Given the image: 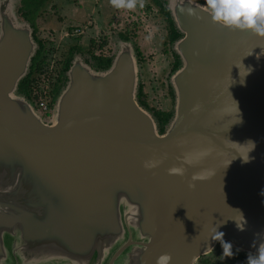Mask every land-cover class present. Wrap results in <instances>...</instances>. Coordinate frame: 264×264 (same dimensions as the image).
<instances>
[{
	"label": "water",
	"instance_id": "obj_1",
	"mask_svg": "<svg viewBox=\"0 0 264 264\" xmlns=\"http://www.w3.org/2000/svg\"><path fill=\"white\" fill-rule=\"evenodd\" d=\"M15 5L0 0V264L11 255L16 264H103L117 246L108 264H156L163 253L170 264H198L219 232L239 253L256 254L264 37L217 26L198 0H166L182 36L164 132L137 101V58L121 39L106 70L73 57L45 122L17 93L37 44ZM173 166L183 176L170 175ZM194 174L205 179L190 188Z\"/></svg>",
	"mask_w": 264,
	"mask_h": 264
},
{
	"label": "rangeland",
	"instance_id": "obj_2",
	"mask_svg": "<svg viewBox=\"0 0 264 264\" xmlns=\"http://www.w3.org/2000/svg\"><path fill=\"white\" fill-rule=\"evenodd\" d=\"M205 4V0H198ZM133 10L117 9L110 0H47L35 20L36 36L44 45L43 64L36 74L33 92L43 98L56 79L69 47L80 46L83 60L89 53L113 56L120 40L118 34L131 37L140 52L138 86L151 110L173 111L174 99L169 87L173 56L168 42L167 22L152 0H144ZM206 5V4H205ZM15 11L20 6L16 0ZM173 48V47H172ZM150 112L149 110H147ZM151 113V112H150ZM8 246V244H6ZM233 255L223 253L222 244L208 254V264H247L232 248Z\"/></svg>",
	"mask_w": 264,
	"mask_h": 264
},
{
	"label": "trees",
	"instance_id": "obj_3",
	"mask_svg": "<svg viewBox=\"0 0 264 264\" xmlns=\"http://www.w3.org/2000/svg\"><path fill=\"white\" fill-rule=\"evenodd\" d=\"M47 0H19L20 6L17 8L16 12L19 17V19L24 20L28 22L33 30L32 36L34 41L37 44V49L32 57L29 69L27 74L19 81L17 86V93L24 96L27 100H30L31 94L33 93V90L36 86V74H38L41 71V66L43 64V51H44V45L42 40H40L36 36V28H35V20L37 16L41 12V8L44 5V3ZM152 2L158 7L159 12L162 14L164 19L167 22L168 27V42L171 44L172 49V56H173V64L171 71L174 72L177 70L181 65V60L179 56L176 54V52L173 50V44L176 40H178L182 34L177 29L172 16L170 14V11L166 5V0H152ZM119 38L123 41H130L131 37L120 33L118 34ZM134 47V46H133ZM135 55L137 60H139L140 52L136 47H134ZM89 53L90 61L84 60L86 63H88L94 70L102 71L106 70L112 61L113 56H105V55H97L92 53L90 50L87 51ZM81 55L83 54V48L80 46H71L68 49L67 56L63 60V63L56 75L55 81L52 83L51 87L46 92L47 95L51 96L52 103L55 102L57 96L59 95L60 91L64 88L67 82V71L71 65V62L73 60V57L75 55ZM171 95L174 99V91L172 89L171 84H169ZM137 101L140 106L145 108L146 110H149L157 124V129L159 133H163L166 126L170 122L173 111H160V110H150L144 101L143 98V91L142 86H138L137 95H136Z\"/></svg>",
	"mask_w": 264,
	"mask_h": 264
},
{
	"label": "clouds",
	"instance_id": "obj_4",
	"mask_svg": "<svg viewBox=\"0 0 264 264\" xmlns=\"http://www.w3.org/2000/svg\"><path fill=\"white\" fill-rule=\"evenodd\" d=\"M113 7L117 9L133 10L139 5L140 8L145 6L144 0H110ZM208 14L211 21L217 26L226 27L229 30L236 31H250L251 33L264 37V0H205ZM188 14H195V8L189 7ZM194 111L196 106H194ZM160 161H146L145 168L151 169ZM170 175L183 176L184 170L182 168L173 166L168 169ZM205 179V177L194 174L189 183L190 188L195 187V181ZM237 227L243 230V224L237 223ZM220 240L223 247V253L227 257L233 255L232 245L223 240V233ZM171 254L163 253L156 261V264H170ZM247 264H264V244H261L256 254L247 257Z\"/></svg>",
	"mask_w": 264,
	"mask_h": 264
},
{
	"label": "built area",
	"instance_id": "obj_5",
	"mask_svg": "<svg viewBox=\"0 0 264 264\" xmlns=\"http://www.w3.org/2000/svg\"><path fill=\"white\" fill-rule=\"evenodd\" d=\"M28 102L32 105L34 110L42 118L43 121L45 122L50 121L54 106V103H52L50 95H47V93L44 92V96L43 98H41L40 96L36 95V92H33Z\"/></svg>",
	"mask_w": 264,
	"mask_h": 264
},
{
	"label": "flooded vegetation",
	"instance_id": "obj_6",
	"mask_svg": "<svg viewBox=\"0 0 264 264\" xmlns=\"http://www.w3.org/2000/svg\"><path fill=\"white\" fill-rule=\"evenodd\" d=\"M126 234V238H127V232L125 233ZM134 235V234H133ZM126 238H125V240H126ZM5 239H6V241H7V243L6 244H8V248H9V246H10V242H11V239H10V237H8V236H6L5 237ZM218 244H221V241H219L218 243H217V245ZM216 245V246H217ZM119 246H117V247H115V248H113V250H111V252H110V254H109V257L107 258V260L103 263V264H108V261H109V259H110V257L112 256V254L117 250V248H118ZM9 251H10V249H9ZM241 255V262H243V263H246L247 262V257L249 256V255H246V254H240ZM12 256V262L10 263V264H16L15 262H16V257L15 256H13V255H11ZM208 256V254L207 255H204V256H201L200 258H199V261H198V264H208V262H207V257ZM54 263H58V264H68L66 261H64V260H58V261H55Z\"/></svg>",
	"mask_w": 264,
	"mask_h": 264
}]
</instances>
